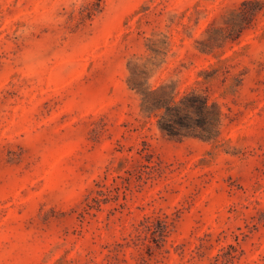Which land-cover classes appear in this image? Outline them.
Wrapping results in <instances>:
<instances>
[{
    "label": "rangeland",
    "instance_id": "1",
    "mask_svg": "<svg viewBox=\"0 0 264 264\" xmlns=\"http://www.w3.org/2000/svg\"><path fill=\"white\" fill-rule=\"evenodd\" d=\"M0 264H264V0H0Z\"/></svg>",
    "mask_w": 264,
    "mask_h": 264
},
{
    "label": "trees",
    "instance_id": "2",
    "mask_svg": "<svg viewBox=\"0 0 264 264\" xmlns=\"http://www.w3.org/2000/svg\"><path fill=\"white\" fill-rule=\"evenodd\" d=\"M196 99L199 100L198 103L193 102V104H189L188 102H184V104L180 105V107L177 108L176 115L180 114L181 108H184L183 106H189V105H194L198 108L199 111H203V109L205 108V105H206V100H205L204 96L196 95L195 101H196Z\"/></svg>",
    "mask_w": 264,
    "mask_h": 264
}]
</instances>
